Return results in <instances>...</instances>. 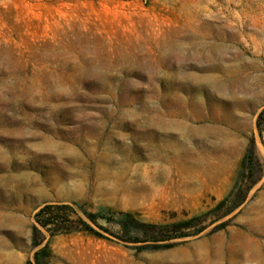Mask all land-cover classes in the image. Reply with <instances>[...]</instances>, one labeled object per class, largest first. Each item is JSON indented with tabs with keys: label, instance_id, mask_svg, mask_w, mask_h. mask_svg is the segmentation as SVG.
<instances>
[{
	"label": "rangeland",
	"instance_id": "374dc122",
	"mask_svg": "<svg viewBox=\"0 0 264 264\" xmlns=\"http://www.w3.org/2000/svg\"><path fill=\"white\" fill-rule=\"evenodd\" d=\"M263 110L264 0H0V264L33 260L46 203L207 215L167 250L59 235L52 264H263ZM252 139L260 181L214 212Z\"/></svg>",
	"mask_w": 264,
	"mask_h": 264
},
{
	"label": "trees",
	"instance_id": "16d2710c",
	"mask_svg": "<svg viewBox=\"0 0 264 264\" xmlns=\"http://www.w3.org/2000/svg\"><path fill=\"white\" fill-rule=\"evenodd\" d=\"M256 127L259 136L262 138L264 110L258 115ZM257 166L260 167V162L256 156L255 139H252L230 195L217 204L214 212L221 210L230 203L225 211V216H227L246 201L248 192L261 179V175L255 176L253 174ZM247 180L249 182L243 189L242 187ZM77 208L81 209V206L76 203H46L36 212L35 223L30 236L34 256L33 260H29L26 264H52L53 252L50 241L59 235L83 232L102 239L124 243L139 251H158L172 249L177 245L176 241L198 236L206 229L202 225L207 215L159 224L141 221L132 213H116L108 209H100L95 213L84 212L88 219L85 221L82 217L72 218L73 214L78 215ZM110 226L116 227L117 231L112 232Z\"/></svg>",
	"mask_w": 264,
	"mask_h": 264
},
{
	"label": "bare ground",
	"instance_id": "6f19581e",
	"mask_svg": "<svg viewBox=\"0 0 264 264\" xmlns=\"http://www.w3.org/2000/svg\"><path fill=\"white\" fill-rule=\"evenodd\" d=\"M260 221H263V225H264V218H260ZM243 246V245H242ZM245 246L246 245H244V247H242V248H245ZM250 247L252 248V255L253 256H256V257H261V255H259L258 253H257V250H256V248H255V246L253 247V245H250ZM246 249V248H245ZM225 254H221V255H219V254H217V253H213L212 251H207V252H205V253H203L202 255H201V259H199V260H197V262L196 263H194V264H212L213 262H215V261H219V259H222V260H224L225 259V256H224ZM263 262H264V260H263ZM264 264V263H263Z\"/></svg>",
	"mask_w": 264,
	"mask_h": 264
},
{
	"label": "water",
	"instance_id": "95a60500",
	"mask_svg": "<svg viewBox=\"0 0 264 264\" xmlns=\"http://www.w3.org/2000/svg\"><path fill=\"white\" fill-rule=\"evenodd\" d=\"M41 207H42V206H41ZM41 207H40V208H41ZM40 208H39V209H40Z\"/></svg>",
	"mask_w": 264,
	"mask_h": 264
},
{
	"label": "crops",
	"instance_id": "0c3cea01",
	"mask_svg": "<svg viewBox=\"0 0 264 264\" xmlns=\"http://www.w3.org/2000/svg\"><path fill=\"white\" fill-rule=\"evenodd\" d=\"M263 135H264V133H263Z\"/></svg>",
	"mask_w": 264,
	"mask_h": 264
}]
</instances>
